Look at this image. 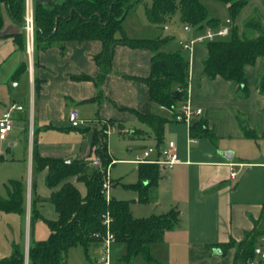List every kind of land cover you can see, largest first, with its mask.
Here are the masks:
<instances>
[{
    "label": "crops",
    "instance_id": "crops-1",
    "mask_svg": "<svg viewBox=\"0 0 264 264\" xmlns=\"http://www.w3.org/2000/svg\"><path fill=\"white\" fill-rule=\"evenodd\" d=\"M254 10L264 15V0H248L238 14L240 20L244 22ZM0 18V116L13 103L24 106L23 110L15 111L14 127L1 144L2 160L8 158L6 151H13V159L28 156L33 168L32 150L36 143L42 155L71 160L87 158L92 151L94 128L100 121L115 119L116 126L125 129V122L140 121L129 110L132 108L168 117L159 145L146 123L140 121L147 126L131 129H140L141 136L153 141L146 147H159L174 140L180 157L171 166L159 165L161 176L150 188L149 203L142 210L146 215L165 213L173 207L180 210L179 224L166 230L162 241L150 244L153 262L159 263L160 251H166L176 264H233L234 248L224 253L215 251L219 247L213 245L231 238L242 240L256 223L264 228V90L260 88L264 57L247 66L248 93L242 95L232 81L204 73L203 63L208 54L205 43L184 48L190 61V102L202 109L198 117L206 119L209 127L208 133L195 137L190 125L174 119L172 109L151 100L146 84L126 76L150 74V49L117 44L111 71L101 81V68L94 58L102 49L98 39L55 42L36 52L38 61L37 64L33 61L31 69L26 42L25 47H20L15 38L24 31L23 24L12 18L4 2L0 4ZM235 23L238 24L236 20ZM186 29L190 32L191 26ZM23 62L28 63L27 71L16 75ZM182 103L177 104L176 110ZM71 109L78 110L84 124L78 127L70 124ZM242 123L253 130V136L244 133ZM49 130H73L74 135L63 141L49 140L44 136ZM192 137L194 140L190 141ZM22 142L26 143V149L19 148ZM225 152L232 156L227 157ZM151 156L156 158L158 153ZM134 157L126 160L133 162ZM230 163L236 165L232 167ZM233 168L237 171L234 177ZM46 173L47 168L38 174L40 189L36 190L40 200L48 198L61 185L49 188ZM66 180L74 182L77 177ZM121 249L122 254L126 252Z\"/></svg>",
    "mask_w": 264,
    "mask_h": 264
},
{
    "label": "trees",
    "instance_id": "trees-1",
    "mask_svg": "<svg viewBox=\"0 0 264 264\" xmlns=\"http://www.w3.org/2000/svg\"><path fill=\"white\" fill-rule=\"evenodd\" d=\"M224 1L229 3L230 31L225 36L203 42L208 50L203 71L209 77L221 76L232 81L238 85L242 95H247V66L253 65L258 57H264V15L254 10L242 27H239L235 20L248 0ZM2 2L6 4L12 18L23 24L25 0H0V4ZM133 5L131 0H36L34 61L37 64V51L46 49L55 42L98 39L102 42V49L94 58L101 68L99 75L101 81L111 71L114 48L117 44L150 49L152 51L150 74L126 76L146 84L151 100L159 106L172 109L175 115L177 104L184 102L188 96L189 57L181 50H163V46L170 40L168 36H129L123 29L122 22L127 10ZM178 9L186 26L203 27L204 22L214 30L221 26L217 18L209 16L208 8L201 0H152L145 11L151 22L162 24L166 16ZM118 31L121 35L116 36ZM15 38L20 47H25L24 31L16 34ZM27 69L28 63L23 62L16 75ZM35 82L37 89L38 79H35ZM260 88L264 90V67ZM129 110L152 129L157 145L161 144L163 128L169 120L168 117L133 108ZM115 125L116 120L109 119L100 121L94 128L90 156L94 154L99 157L104 167L114 160L109 152L106 129ZM241 125L246 135H254L253 130L243 123ZM190 132L195 137L208 133L206 119L202 117L193 119ZM126 133L139 136L141 130L124 132ZM32 157L34 172L39 173L47 168L45 183L49 188L61 185L48 197L53 202L58 217L53 220L46 219L50 227L47 238L36 240L29 245L28 264H68L66 253L69 248L82 245L88 249L93 242H103L107 232L103 219L107 211L110 212V230L115 241L125 242L127 246L120 259L130 263L136 256L141 255L149 263L154 260L150 244L162 241L166 230L175 228L180 222V210L177 207L161 214L135 217L131 212V200L111 196L108 203L102 194L104 171L100 167H95L93 171L87 172V158H76L68 162L63 157L42 155L37 143L33 146ZM3 158L0 155V160ZM138 172L140 180L127 186L140 191V201L148 200L150 188L157 184L161 176L159 165L152 162L138 163ZM71 176H76L77 180L85 183V194H82L73 181L66 180ZM25 201L26 189L23 182L12 179L8 196H0V210L23 215ZM31 214L40 215L36 201L31 204ZM263 237L264 228H260L256 223L242 240L231 238L228 242L216 243L213 246L219 247L224 253L234 248L233 264H244L257 255L258 243ZM0 264H26L23 246L14 243L12 254L0 258Z\"/></svg>",
    "mask_w": 264,
    "mask_h": 264
},
{
    "label": "rangeland",
    "instance_id": "rangeland-1",
    "mask_svg": "<svg viewBox=\"0 0 264 264\" xmlns=\"http://www.w3.org/2000/svg\"><path fill=\"white\" fill-rule=\"evenodd\" d=\"M201 1L207 6L210 17L217 18L221 26L227 25L231 27V24L227 23V19L231 18L228 2L224 0ZM131 2H133L134 5L126 12V16L122 22L123 29L130 36L170 37L168 43L162 48L165 51L181 50L185 52L180 42L187 41L190 37H195L198 34H203L208 28L207 23L204 22L203 27L191 26V31L188 32L186 25L181 20V12L179 9L173 14L166 16L162 24L153 23L148 19L145 11L146 6H149L152 0H131ZM240 16L241 14L236 18V22L239 25L244 23L240 20ZM120 34L121 32L118 31L116 36ZM124 125L125 129L115 125L109 129L108 133L109 151L117 158L111 164L109 170L110 178L114 181L111 195L118 199L131 200V206L133 208L131 212L134 213L135 217L149 216L146 215V213H142V210L148 205L149 199L140 201V191L127 186L137 183L140 180V176L138 172V163L127 161L126 158H132L136 154L142 153L146 146L153 144V141L141 135L131 136L129 133L124 134V132H127V129L131 130L138 126L146 127V124L140 121L137 122V124L133 121H131V123L127 121ZM72 131L73 130H49L44 133V136L49 140L63 141L67 140L69 135H74ZM3 142V140H0V147ZM7 142H5V150L8 146ZM19 148L21 150L26 149V143L22 142ZM12 152L13 151H6L5 155L8 158L6 160H0V196H8V188L10 187L12 179L22 181L26 189L25 211L22 215L16 212H5L0 210V258L12 254L14 243H19L26 251L29 245L36 240L47 238L50 234V227L46 219L53 220L58 217V212L53 202L45 197H42L40 200V196L36 194V188L40 189V181L38 180L39 173L34 172L29 157H22L21 155L19 159H13ZM72 156L75 157L76 155L74 154ZM94 158V154L87 157V172H91L95 168L92 162ZM74 183L82 194L86 193V186L83 181L75 180ZM35 201L40 212V215L37 216L31 214V204ZM122 247L126 251V243L122 241H116L110 246L111 264H148L141 255L137 256V258L135 260L133 259L130 263L122 261L120 259L124 254H122L121 251ZM259 247H262L261 243H258V248ZM104 256V243L93 242L88 249L82 245L69 248L66 253V260L68 264H106L104 262ZM168 256L166 251H160V262L156 263L152 261V264H176V262H173L169 258L170 256ZM181 260L182 257L180 258V261Z\"/></svg>",
    "mask_w": 264,
    "mask_h": 264
},
{
    "label": "built area",
    "instance_id": "built-area-1",
    "mask_svg": "<svg viewBox=\"0 0 264 264\" xmlns=\"http://www.w3.org/2000/svg\"><path fill=\"white\" fill-rule=\"evenodd\" d=\"M227 23L231 24V19H227ZM23 30L25 34V42H26V51L30 59V68H33L34 61V53H35V15H34V4L33 0H25V12L23 17ZM230 26L222 25L217 30L212 28L207 29L203 34L196 36L188 41H181V45L184 48L192 49L196 43L204 42L207 39H213L219 36H225L229 33ZM264 103V96L262 98ZM24 109V106L19 103H13L10 105L0 116V139H7L9 132L14 127V113L15 111H21ZM202 113V109L200 107H194L190 102V95L188 90V96L186 100L182 103L180 109L174 115V118L178 122H185L188 125H191L193 119L198 117ZM69 121L72 126H80L85 123V120L82 119L79 115L77 109H71L69 112ZM109 126L106 129V132L109 133ZM194 137L190 138V141L194 140ZM153 152L158 153V157L153 158L151 154ZM115 160H113L114 162ZM135 163H143V162H152L157 163L160 166H171L180 161V157L177 151V144L174 140H169L163 146H150L143 149V152L139 155H136L133 159ZM93 164L95 167H100L104 171V181L102 184V194L105 196L106 201L109 203L111 199V189L113 187V180L110 178L109 170L110 166L113 163L108 164L106 167L102 165L101 159L99 157H95L93 159ZM231 166H235V163H230ZM237 174L235 168L232 169L231 176L234 177ZM110 212L107 211L104 214L103 223L107 227V232L104 237V262L106 264H110L109 260V251L111 244L115 241V237L113 232L110 230ZM262 247L257 248L258 252L254 258L248 259L244 264H264V238L262 239Z\"/></svg>",
    "mask_w": 264,
    "mask_h": 264
},
{
    "label": "water",
    "instance_id": "water-1",
    "mask_svg": "<svg viewBox=\"0 0 264 264\" xmlns=\"http://www.w3.org/2000/svg\"><path fill=\"white\" fill-rule=\"evenodd\" d=\"M224 155H226L227 157L230 158L232 156V153L225 152ZM66 160L69 162V161H71V158H67ZM28 249L25 251V253H26V264H28ZM215 251L221 252V249L220 248H217V249H215ZM256 252H258V249H257Z\"/></svg>",
    "mask_w": 264,
    "mask_h": 264
}]
</instances>
